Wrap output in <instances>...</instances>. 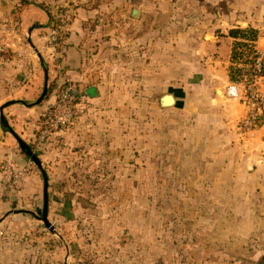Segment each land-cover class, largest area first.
Instances as JSON below:
<instances>
[{
  "label": "crops",
  "instance_id": "crops-1",
  "mask_svg": "<svg viewBox=\"0 0 264 264\" xmlns=\"http://www.w3.org/2000/svg\"><path fill=\"white\" fill-rule=\"evenodd\" d=\"M166 6L170 10H164ZM135 8L138 16L133 14ZM63 12L68 24L57 54L51 55L45 35ZM163 20L170 24L164 27ZM35 23L40 26L29 33ZM237 27L259 30L254 46L264 49V0H0V45L4 48L0 107L11 100L22 101L3 112L10 126L32 146L35 127L42 125L39 117L45 116L54 99L48 93L46 101L32 105L44 87V65L48 76H52V66L57 67L58 80L64 83L83 87L94 80L88 89L92 97L100 95L102 85L111 84L117 90L114 79L123 75L134 81L140 99H157L160 110L169 112L185 101L182 107L188 114L209 125L210 131L215 127L219 139L210 147L220 152L218 161L233 170L240 195L250 194L256 202L254 210L251 206L256 216L251 215L250 226L264 228V117L258 128L241 133L237 124L246 115V106L226 94L237 41L229 30ZM164 85L177 87L163 92ZM168 92L175 94L176 103L162 107L161 97ZM184 93L183 101L180 94ZM53 146V142L35 144L43 159ZM21 152L0 120V264H52L46 253L50 250L43 246L49 237L31 233L36 224L31 212L38 208L43 176L28 170L29 158ZM23 165H27L24 170L18 169ZM13 170L21 171L18 181ZM11 182L21 189L11 184L7 189L6 183ZM19 197L25 206L18 207Z\"/></svg>",
  "mask_w": 264,
  "mask_h": 264
},
{
  "label": "rangeland",
  "instance_id": "rangeland-1",
  "mask_svg": "<svg viewBox=\"0 0 264 264\" xmlns=\"http://www.w3.org/2000/svg\"><path fill=\"white\" fill-rule=\"evenodd\" d=\"M58 71L52 66L48 98L54 99L39 117L32 143L39 157L35 144L54 143L49 156L40 157L49 178L53 229L37 217L43 180L31 232L49 237L43 246L52 264H264V228L250 226L256 202L240 195L233 170L210 147L219 139L215 127L210 131L183 108L185 93L184 102L165 112L157 99H140L134 81L123 75L114 79L117 90L102 85L98 97L88 94L95 82L90 79L82 87L84 113L39 141L64 85ZM169 89L164 85L163 92ZM29 161L28 170L41 176ZM10 184L16 186L6 183L7 189ZM22 199L18 207L25 206Z\"/></svg>",
  "mask_w": 264,
  "mask_h": 264
},
{
  "label": "built area",
  "instance_id": "built-area-1",
  "mask_svg": "<svg viewBox=\"0 0 264 264\" xmlns=\"http://www.w3.org/2000/svg\"><path fill=\"white\" fill-rule=\"evenodd\" d=\"M66 13H60L56 21L52 22L47 35H45L47 48L57 51V45L68 24ZM250 48L242 49L243 59L251 67V78L244 75V81L232 82L226 87V94L240 99L246 106L247 113L241 119L240 132L245 133L258 128L264 117V49H257L254 44ZM4 48L0 45V60L3 59ZM82 86L75 82L64 83L58 101L45 124L40 128L39 141H44L54 132L69 126L85 111L83 105ZM15 180L20 179L21 171H12Z\"/></svg>",
  "mask_w": 264,
  "mask_h": 264
},
{
  "label": "water",
  "instance_id": "water-1",
  "mask_svg": "<svg viewBox=\"0 0 264 264\" xmlns=\"http://www.w3.org/2000/svg\"><path fill=\"white\" fill-rule=\"evenodd\" d=\"M133 14L135 16H138L139 10L135 8L133 10ZM39 26L40 25L37 24V23H35L34 25H32V27L29 30V33H31L34 28H37ZM29 41L31 42V39H29ZM37 54H38V56H39L42 64L44 65V58H43L42 54L39 53V52ZM44 67H45V83H44L43 91H42L40 97L34 103H32V105L39 104L48 95V88H49L48 79H49V76H48V69L46 68L45 65H44ZM19 101H21V100H11V101H8V102L4 103L0 107V114H1L0 120H1V123L8 129V131L16 139V141H17L20 149L23 152H25V154L33 161V163H35L41 169L42 176H43V180H44V187H43L44 203H43L42 211H39V213H41V215H37V217L39 219H41L47 227L53 229L52 228V225H51V222L48 219V211H49V193H48V189H49V178H48V175H47L45 169L43 168L42 160L36 154V152L34 151V149L32 148V146L29 143H27L10 126V124L8 123L7 119L5 118V115H4V112H3V110H4L5 107H7L8 105H10L12 103H17ZM23 103H25V102L23 101ZM175 103H176V96H175V94L173 92H168V93L163 94L162 97H161V100H160V104H161L162 107H169V106L174 105ZM31 213L32 214H35L34 212H31Z\"/></svg>",
  "mask_w": 264,
  "mask_h": 264
},
{
  "label": "trees",
  "instance_id": "trees-1",
  "mask_svg": "<svg viewBox=\"0 0 264 264\" xmlns=\"http://www.w3.org/2000/svg\"><path fill=\"white\" fill-rule=\"evenodd\" d=\"M229 35L235 37L233 52H232V65L230 66L229 74L232 82L244 81V75L251 78V67L246 59H243L242 49L252 47L258 39L259 30L252 27H237L229 30ZM25 154V152H22Z\"/></svg>",
  "mask_w": 264,
  "mask_h": 264
}]
</instances>
